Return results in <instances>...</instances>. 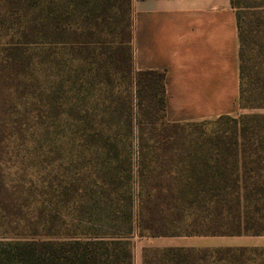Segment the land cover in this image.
<instances>
[{
  "label": "trees",
  "instance_id": "1",
  "mask_svg": "<svg viewBox=\"0 0 264 264\" xmlns=\"http://www.w3.org/2000/svg\"><path fill=\"white\" fill-rule=\"evenodd\" d=\"M229 2L238 109L264 110V0ZM131 36V0H0V264L264 237V114L167 122L165 73L134 70ZM142 264H264V248L143 249Z\"/></svg>",
  "mask_w": 264,
  "mask_h": 264
},
{
  "label": "crops",
  "instance_id": "2",
  "mask_svg": "<svg viewBox=\"0 0 264 264\" xmlns=\"http://www.w3.org/2000/svg\"><path fill=\"white\" fill-rule=\"evenodd\" d=\"M131 17L133 68L165 73L167 122L238 114L239 42L229 0H131Z\"/></svg>",
  "mask_w": 264,
  "mask_h": 264
},
{
  "label": "rangeland",
  "instance_id": "3",
  "mask_svg": "<svg viewBox=\"0 0 264 264\" xmlns=\"http://www.w3.org/2000/svg\"><path fill=\"white\" fill-rule=\"evenodd\" d=\"M250 56H251V63H249V65L251 66L254 63H256V59L254 53H251ZM251 114H264V110L244 109V110H239L237 115H251ZM132 243H133V263L142 264L143 249H163V248L217 249V248H227V247L264 248V237H191V238L135 237L133 238Z\"/></svg>",
  "mask_w": 264,
  "mask_h": 264
}]
</instances>
